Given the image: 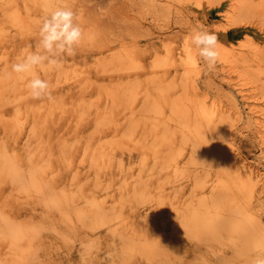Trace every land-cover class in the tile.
Returning a JSON list of instances; mask_svg holds the SVG:
<instances>
[{"label": "rangeland", "instance_id": "obj_1", "mask_svg": "<svg viewBox=\"0 0 264 264\" xmlns=\"http://www.w3.org/2000/svg\"><path fill=\"white\" fill-rule=\"evenodd\" d=\"M56 7L86 39L37 70L52 99L33 100L11 64ZM200 28L219 39L211 72L190 42ZM257 251L264 0H0V264H248Z\"/></svg>", "mask_w": 264, "mask_h": 264}, {"label": "clouds", "instance_id": "obj_2", "mask_svg": "<svg viewBox=\"0 0 264 264\" xmlns=\"http://www.w3.org/2000/svg\"><path fill=\"white\" fill-rule=\"evenodd\" d=\"M39 40L36 50L25 51L11 64V73L29 77L26 83L27 95L33 100L52 99V85L41 78L37 70L56 68L61 65L64 56H74L77 48L86 39V30L76 12L68 7H56L40 21ZM190 42L197 50L209 72L213 71L220 59L218 36L207 29L193 31ZM213 131V130H209ZM215 131V130H214ZM212 141L208 140V144ZM105 259H110L106 254ZM248 264H264V252L250 257Z\"/></svg>", "mask_w": 264, "mask_h": 264}, {"label": "bare ground", "instance_id": "obj_3", "mask_svg": "<svg viewBox=\"0 0 264 264\" xmlns=\"http://www.w3.org/2000/svg\"><path fill=\"white\" fill-rule=\"evenodd\" d=\"M229 146V145H228Z\"/></svg>", "mask_w": 264, "mask_h": 264}]
</instances>
